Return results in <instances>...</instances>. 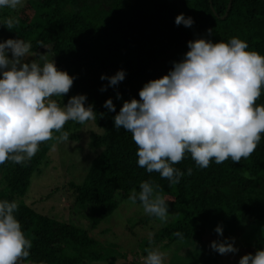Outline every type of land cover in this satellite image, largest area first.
I'll return each instance as SVG.
<instances>
[{"label":"trees","instance_id":"1","mask_svg":"<svg viewBox=\"0 0 264 264\" xmlns=\"http://www.w3.org/2000/svg\"><path fill=\"white\" fill-rule=\"evenodd\" d=\"M229 2L28 0L22 8L17 17L20 23L11 31L10 38L31 42L30 54L38 58L45 55L49 61H55L59 70L75 77L68 94L55 96L61 107L71 96L86 94V106L92 104L96 112V119L86 122L99 130L89 133L88 146L96 152L95 157L82 183H68L74 205L91 213L89 230H94L128 200L133 188L139 191L141 182L152 181L162 189L168 207L183 210L179 219L156 231L152 244L166 247L185 243L187 247L199 243L207 226L220 221L223 237L225 227H258L255 249L250 253L264 249V133L251 156L239 163H233L230 157L222 164L213 159L208 168L201 169L186 154L174 167L185 173L191 167L192 174H185L179 184L169 187L167 179L155 172L149 174L137 165V146L131 133L114 128L113 117L123 102L139 100L143 85L166 75L172 62L179 61L189 50L190 40L205 38L215 43L238 37L248 44L246 51L264 55V0H232L228 9ZM181 13L194 20L192 27L175 24ZM208 29L213 30L211 36ZM121 69L126 72L125 79L116 88L101 92L100 88L108 84L100 79L101 75L112 76ZM117 91L122 99H116ZM108 99H112L115 112L104 107ZM256 105H264V86ZM85 124L65 123L62 131L70 133V143L80 140L79 131ZM58 135L53 132V137ZM56 142L53 139L41 143L25 165L11 160L0 164V201L18 203L15 216L26 238L32 241L27 259L32 264H113L116 259L109 257V251H101L88 231L42 215L27 202L32 177L41 174V166ZM246 172L254 179H245ZM139 224L146 222L134 223ZM176 232L182 233V241L174 235ZM144 245L149 246V240ZM186 247L185 253L197 255ZM143 254L147 255L145 249ZM192 256L187 264H218L216 256L203 261Z\"/></svg>","mask_w":264,"mask_h":264},{"label":"clouds","instance_id":"2","mask_svg":"<svg viewBox=\"0 0 264 264\" xmlns=\"http://www.w3.org/2000/svg\"><path fill=\"white\" fill-rule=\"evenodd\" d=\"M22 0H0V9L16 10ZM20 21L4 18L0 25L12 31ZM177 26L192 27L194 20L183 13L175 18ZM211 36L213 30L208 29ZM188 51L172 62L168 73L149 80L139 90L140 99L125 100L113 117L114 128L131 133L137 146V165L147 173H158L169 187L192 174L174 165L190 154L196 166L206 169L214 159L222 164L229 157L233 163L247 159L255 151L264 133V105H256L264 86V55L246 51L248 44L232 37L228 42L199 38L187 42ZM31 42L21 38L0 41V164L11 160L25 165L37 153L39 145L55 139L69 142L70 133L62 131L68 121L85 124L96 119L86 94L71 96L61 107L53 96L63 97L73 86L75 77L59 70L55 61L43 54L30 59ZM27 58V59H26ZM121 69L114 75L102 74L116 88L125 79ZM116 99H122L116 92ZM104 107L115 112L112 99ZM59 133L53 137V132ZM55 147V145H53ZM254 179L245 173V179ZM162 189L152 181L132 189L128 202L139 201L145 215L164 223L171 215ZM18 203L0 201V264H32L28 261L31 239L26 238L15 216ZM215 232L223 237V228ZM174 235L183 240L180 232ZM149 243H152L151 236ZM235 238L217 239L210 248L220 255L236 254ZM142 264H163L165 254L158 248H146ZM238 264H264V249L243 255Z\"/></svg>","mask_w":264,"mask_h":264},{"label":"rangeland","instance_id":"3","mask_svg":"<svg viewBox=\"0 0 264 264\" xmlns=\"http://www.w3.org/2000/svg\"><path fill=\"white\" fill-rule=\"evenodd\" d=\"M27 1L22 0V7H18L16 10L0 9V21L7 17L17 19ZM10 37L11 31L0 25V41L7 40ZM29 57H31L30 59L39 60L38 57L30 53ZM50 99L56 100L55 96ZM91 131L94 133L99 132L95 125H91L88 122L81 127L79 131L80 140L78 142H56L54 144L55 147H51L47 162L41 166V174L32 177L28 189L29 200L27 202L42 215L88 231L89 236L98 243L99 249L101 251H109V257L116 259L113 264H142L143 249L146 248H158L163 252L165 254L163 264H187V260L190 261L192 255L185 253L183 250L186 247L184 246L185 243L166 247L163 244L154 245L149 243V246L144 245L149 240V237L151 236L152 238L156 231L164 225L179 219L183 213L182 209L168 207L171 215L166 222L161 223L159 219L145 215L140 204L132 205L126 200L94 230H89L92 219L91 213L74 205L68 183H82L86 171L95 157L96 152L88 146L89 133ZM33 201L34 203H31ZM138 220H143L146 224L134 225ZM218 225H221L220 221L210 223L201 242L187 245L188 248L196 251L197 255L192 257L203 261L216 256L218 264H238L239 259L243 255L254 251L255 241L258 239V227L241 224L234 227H225V236L223 237V239L235 238L234 246L239 249L238 253L220 255L213 251L210 248V244L218 239V234L215 232V228ZM135 255L137 256V262H135V259L133 261ZM91 264H108V262Z\"/></svg>","mask_w":264,"mask_h":264},{"label":"water","instance_id":"4","mask_svg":"<svg viewBox=\"0 0 264 264\" xmlns=\"http://www.w3.org/2000/svg\"><path fill=\"white\" fill-rule=\"evenodd\" d=\"M231 1H232V0H230V2H229L228 9L230 8Z\"/></svg>","mask_w":264,"mask_h":264}]
</instances>
